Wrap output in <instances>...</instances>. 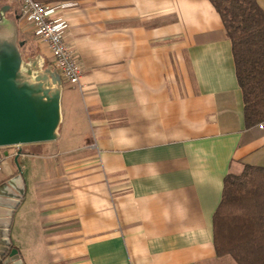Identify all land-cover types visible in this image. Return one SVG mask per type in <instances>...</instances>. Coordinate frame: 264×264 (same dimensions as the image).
Instances as JSON below:
<instances>
[{
  "label": "crops",
  "instance_id": "obj_1",
  "mask_svg": "<svg viewBox=\"0 0 264 264\" xmlns=\"http://www.w3.org/2000/svg\"><path fill=\"white\" fill-rule=\"evenodd\" d=\"M54 5L81 90L66 102V144L57 142L60 123L56 142L0 148V185L20 176L24 188L10 249L23 264H236L216 255L212 218L228 173L264 167V123L244 125L231 43L213 6Z\"/></svg>",
  "mask_w": 264,
  "mask_h": 264
},
{
  "label": "trees",
  "instance_id": "obj_2",
  "mask_svg": "<svg viewBox=\"0 0 264 264\" xmlns=\"http://www.w3.org/2000/svg\"><path fill=\"white\" fill-rule=\"evenodd\" d=\"M34 1L54 5L77 0ZM208 1L231 43L244 125L253 128L264 123V10L256 0ZM212 232L218 257L230 256L236 264H264V167L246 164L239 174L224 177Z\"/></svg>",
  "mask_w": 264,
  "mask_h": 264
},
{
  "label": "water",
  "instance_id": "obj_3",
  "mask_svg": "<svg viewBox=\"0 0 264 264\" xmlns=\"http://www.w3.org/2000/svg\"><path fill=\"white\" fill-rule=\"evenodd\" d=\"M7 9V6L0 9V148L54 141L61 123V78L52 66L44 67L39 56L28 62L23 60L20 53L23 42H16V28L3 17ZM19 155L14 158L18 170ZM21 183L18 176L0 185L3 264H23L18 251L10 249L9 237L12 215L24 191Z\"/></svg>",
  "mask_w": 264,
  "mask_h": 264
},
{
  "label": "built area",
  "instance_id": "obj_4",
  "mask_svg": "<svg viewBox=\"0 0 264 264\" xmlns=\"http://www.w3.org/2000/svg\"><path fill=\"white\" fill-rule=\"evenodd\" d=\"M22 15L32 26L35 37L48 50L52 59V67L69 84L80 87L81 70L74 53L66 45L63 34L66 24L61 19L53 18L58 6L43 5L34 0H18ZM262 128V124H259Z\"/></svg>",
  "mask_w": 264,
  "mask_h": 264
},
{
  "label": "rangeland",
  "instance_id": "obj_5",
  "mask_svg": "<svg viewBox=\"0 0 264 264\" xmlns=\"http://www.w3.org/2000/svg\"><path fill=\"white\" fill-rule=\"evenodd\" d=\"M4 6H7L8 9L5 11L3 17L6 21L14 25L16 28V42H23V45L20 47V53L25 62H28L29 59H32L36 56H39L42 58L44 67H47L49 65L50 61L45 58V55L43 54L42 50L39 47L40 41L35 37L33 32L26 31L28 28L27 22L25 18L22 15L21 6L18 0H0V9ZM21 30H25V33H22ZM38 40V41H37ZM43 55V56H42ZM62 81V99L60 100V107H61V114H62V121L60 126V138H58L59 145H63L67 143V134L71 133L72 128L69 126L67 121V112H66V102L70 101L78 97V92L76 91L75 86L69 84L64 78H61ZM75 96V97H74ZM53 141V142H56ZM50 142H43V143H33V144H27L23 146H28L27 149L30 146H39L41 144H51ZM21 164H24V161H21ZM1 169L2 172L6 170L5 162H1ZM15 165V163H14ZM25 165V164H24Z\"/></svg>",
  "mask_w": 264,
  "mask_h": 264
}]
</instances>
